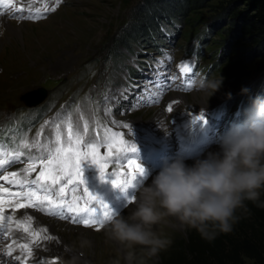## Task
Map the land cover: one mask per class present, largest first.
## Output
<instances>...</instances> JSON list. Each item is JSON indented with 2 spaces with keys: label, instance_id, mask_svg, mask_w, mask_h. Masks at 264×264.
Here are the masks:
<instances>
[{
  "label": "rangeland",
  "instance_id": "374dc122",
  "mask_svg": "<svg viewBox=\"0 0 264 264\" xmlns=\"http://www.w3.org/2000/svg\"><path fill=\"white\" fill-rule=\"evenodd\" d=\"M139 1L62 0L57 4L56 0H12L13 4L4 9L6 16H0V145L4 146L3 151H20L23 155L0 174L18 172L23 177L29 156L43 153V149L21 148L25 137L31 143L40 133L39 142L52 146L56 125L61 126L63 134L70 120L73 128L78 127L81 132L84 123H88L89 133L84 137L88 142L98 133L102 136L107 127L125 133L129 144L136 145L137 151L125 153L121 163L134 158L145 174L138 175L132 186L121 191L113 188L111 177L101 181L96 165L82 161L85 183L81 187L103 199L114 212L127 216L135 207L129 201L142 186L151 184L149 172L159 171L166 160L176 157L184 158L191 166L209 152H218L220 137L234 123L245 119L244 110L255 96L241 94V88L249 89L258 77L257 65L262 56L252 53L242 62L234 58L238 52L231 47L225 49L220 44V32L208 23L211 6L191 13L189 20L181 17L166 24L167 33L161 32L160 41L144 42L142 47L134 44L130 50L117 48L115 37L131 19ZM219 2L210 1L212 6ZM45 8L55 11L45 12ZM29 9H39L44 18H28ZM184 62L192 67L190 73L181 72ZM157 72L158 79L170 85L162 94L155 86ZM219 76L223 77L222 86L209 98L195 87H182L186 82L194 85L200 78ZM34 91H43V98L28 103L27 96ZM174 101L177 103L170 113L167 107ZM106 108L111 109V114L105 112ZM199 115L203 119L193 123V117ZM124 124L131 126V132ZM105 152L102 148L101 154ZM116 167L119 166L109 165L112 171ZM39 170L37 167L28 179H34ZM0 184L13 192L21 191L6 181L0 180ZM63 211L67 218L36 208L6 209L5 215L13 217L18 230L23 227H18L16 221H22L29 230L33 228L30 232L46 229L41 235L52 237L34 246L26 233L29 244L40 252L33 251L30 260L8 256V264H51L53 260L56 264H127L129 249L110 238L105 226L99 231L85 227L73 222L74 213ZM153 230L172 242L186 237L189 228L176 218L167 217ZM11 240V234L0 232V254L7 246L19 249ZM54 246L61 248L55 250ZM168 249L148 257L143 246H135L134 264L154 263ZM241 264L259 263L243 256Z\"/></svg>",
  "mask_w": 264,
  "mask_h": 264
},
{
  "label": "clouds",
  "instance_id": "9594fccd",
  "mask_svg": "<svg viewBox=\"0 0 264 264\" xmlns=\"http://www.w3.org/2000/svg\"><path fill=\"white\" fill-rule=\"evenodd\" d=\"M222 83V76L204 77L193 87L209 98ZM249 91L241 88V94ZM244 112L245 119L220 137L218 152H209L191 166L182 157L166 160L151 184L138 190L129 215L118 213L105 224L109 237L129 249L127 264L136 262L135 246H143L148 257H156L171 245L170 239L153 230L167 217L212 242L234 230L240 220L236 212L247 211L246 202L264 207V96L250 98Z\"/></svg>",
  "mask_w": 264,
  "mask_h": 264
},
{
  "label": "snow or ice",
  "instance_id": "6c2138e0",
  "mask_svg": "<svg viewBox=\"0 0 264 264\" xmlns=\"http://www.w3.org/2000/svg\"><path fill=\"white\" fill-rule=\"evenodd\" d=\"M61 2L62 0H56L57 4ZM11 5L12 0H0V16L4 15V9H8ZM17 11H22V9H17ZM47 11H55V8H45V12ZM28 18L39 19L44 18V16L39 9L35 12L29 9ZM168 59L170 60L171 57L169 56ZM158 63H163V61H158ZM180 68L183 74L192 71V67L187 62L182 63ZM156 75L155 86L161 90L162 94L163 90L170 85L164 84L158 79L160 75L158 72ZM182 87L191 90L193 84L186 82ZM175 103L177 102L174 101L168 105V112L174 111ZM105 112L111 114V109L106 108ZM202 119V115L194 116L193 123ZM113 123L116 122L113 121ZM123 127L130 132L132 130L129 124H124ZM42 131L43 129H41ZM88 133L89 125L87 122L84 123L81 132L78 127L74 129L72 122L69 120L66 124V132L63 134L61 126L56 125L55 140L52 146L39 142L40 133L31 143L26 137L23 139L20 145L21 148L43 149V153L38 157L29 156V162L23 169V177L18 172H11L8 175L0 174V180L21 189V191L13 192L8 187L0 184V232H3L13 220L11 215H5V210L9 208L13 211L22 208H36L62 219L67 218L63 211L66 210L68 213L75 214L72 217L74 223H82L85 227H95L97 231L101 230L110 219L118 214L103 199L89 192L87 187H81L85 183L81 162L90 161L96 165L99 169L101 181L111 177L110 182L113 188H120L121 191H124L132 186L138 175L143 176L145 174L144 168L134 158L127 159L126 163H121V158L125 153H135L137 151L136 145L129 144L125 139V133L113 132L107 127L103 129L102 136L98 133L97 138L86 142L84 137ZM3 148L4 146L0 145V173L10 163L19 161L23 155L20 151L15 153L3 151ZM102 148L106 149L103 155L101 154ZM110 164L119 167L112 171L109 169ZM37 167L40 169L39 172L34 179L29 180L28 177L36 172ZM54 190L55 198H53ZM41 192L43 194H40ZM81 192V195L77 194ZM21 200L24 202L22 203ZM131 203H134V197L129 201V204ZM16 223L18 227H23L25 233H29L33 244L42 239H52L50 236L41 235V232L46 231V229L30 232L29 227L24 226L22 221H16ZM20 247L28 256L32 255L33 248L29 243H24ZM3 255L10 256L11 249L5 251ZM15 259L19 260L20 258L16 257ZM51 264H56V261L53 260Z\"/></svg>",
  "mask_w": 264,
  "mask_h": 264
},
{
  "label": "trees",
  "instance_id": "16d2710c",
  "mask_svg": "<svg viewBox=\"0 0 264 264\" xmlns=\"http://www.w3.org/2000/svg\"><path fill=\"white\" fill-rule=\"evenodd\" d=\"M210 1L140 0L133 8L131 19L116 35L114 45L130 50L134 44L160 41L161 32L167 33L166 24L181 17L189 20L191 13L211 6L208 23L220 32V44L225 49L231 47L238 52L234 58L242 62L252 53L262 56L257 65L258 77L249 84V94L264 96V0H221L214 6ZM246 206L247 211L237 210L240 220L231 233H221L208 242L198 231L189 229L186 237L171 242L167 253L158 261L143 264H241L243 256L264 264V207L252 202H246Z\"/></svg>",
  "mask_w": 264,
  "mask_h": 264
},
{
  "label": "bare ground",
  "instance_id": "6f19581e",
  "mask_svg": "<svg viewBox=\"0 0 264 264\" xmlns=\"http://www.w3.org/2000/svg\"><path fill=\"white\" fill-rule=\"evenodd\" d=\"M13 4V3H12ZM6 12V11H5ZM4 16H6V14H4ZM6 18V17H5ZM5 21H8V20H5ZM9 24V23H8ZM12 28V27H11ZM159 171H156V172H152L151 173L149 172L147 175L151 176L150 178L153 179L155 177V175L158 173ZM29 210V209H28ZM30 213V211H28ZM34 212V211H33ZM35 216V215H33ZM40 217V216H39ZM31 218V217H30ZM37 218V217H36ZM35 219V218H34ZM42 219V218H41ZM15 223V222H14ZM13 222H11L8 227L5 229V233H9L11 234V237H12V240L11 242H15L17 243V246L19 247V249H13V246H7L4 250H1L2 253H4L5 251H7L9 248L11 249V255L9 256L10 258H16V257H20L21 260H30V257L27 255L26 252H24L22 250V248L20 247V245L24 244V243H29L28 241V238H29V235H27L23 230H18L16 228V225L14 224ZM37 223V222H36ZM22 228V227H21ZM33 229V228H31ZM30 229V230H31ZM82 229V228H81ZM84 230V229H83ZM87 230V229H85ZM2 240V239H1ZM4 243V242H3ZM1 245V244H0ZM31 245V244H30ZM35 246V244H34ZM33 245L31 246L33 248V251H37V252H40L38 250L35 249ZM21 248V250H20ZM38 248V247H37ZM53 248V247H52ZM54 248H56L55 250H60L59 247L57 246H54ZM53 248V249H54ZM35 249V250H34ZM54 252V251H53ZM0 254V264H8L10 261L7 260V257L8 255H3V254ZM27 260V261H28ZM33 260V259H32ZM36 260V259H35ZM31 264V263H30Z\"/></svg>",
  "mask_w": 264,
  "mask_h": 264
},
{
  "label": "water",
  "instance_id": "95a60500",
  "mask_svg": "<svg viewBox=\"0 0 264 264\" xmlns=\"http://www.w3.org/2000/svg\"><path fill=\"white\" fill-rule=\"evenodd\" d=\"M41 91H34L33 93L31 94H28L29 96H31V99L29 98V96H27V101L28 103H37L39 102L42 98H43V91L42 93H40Z\"/></svg>",
  "mask_w": 264,
  "mask_h": 264
}]
</instances>
